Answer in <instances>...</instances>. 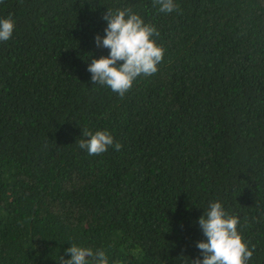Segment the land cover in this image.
<instances>
[{"label":"trees","instance_id":"obj_1","mask_svg":"<svg viewBox=\"0 0 264 264\" xmlns=\"http://www.w3.org/2000/svg\"><path fill=\"white\" fill-rule=\"evenodd\" d=\"M0 0V264H60L72 244L108 264H190L220 201L264 264V0ZM159 31L158 72L121 99L87 66L107 9ZM116 151L88 155L83 129Z\"/></svg>","mask_w":264,"mask_h":264},{"label":"clouds","instance_id":"obj_2","mask_svg":"<svg viewBox=\"0 0 264 264\" xmlns=\"http://www.w3.org/2000/svg\"><path fill=\"white\" fill-rule=\"evenodd\" d=\"M164 13L179 11L174 0H153ZM106 21L105 35L96 34L95 45L109 50L107 56L92 58L87 66L93 84L110 88L121 99L132 88L134 81L158 72V65L164 57V49L153 37L160 33L155 26L145 23L140 15L130 8L107 9L102 14ZM15 23L11 15L0 18V41H8L13 34ZM78 148L86 150L88 155H99L113 147L116 151L122 144L115 142L107 130L94 133L85 128ZM198 224L206 240L196 242L201 258L190 260V264H248L253 256L255 245L250 248L238 232L240 219L229 215L220 201L209 202L207 210L198 219ZM70 258L59 257L60 264H108L104 249L93 251L90 247L72 244L65 249Z\"/></svg>","mask_w":264,"mask_h":264}]
</instances>
